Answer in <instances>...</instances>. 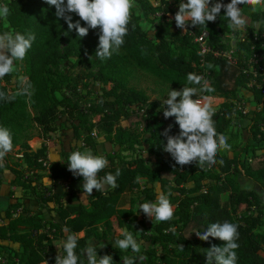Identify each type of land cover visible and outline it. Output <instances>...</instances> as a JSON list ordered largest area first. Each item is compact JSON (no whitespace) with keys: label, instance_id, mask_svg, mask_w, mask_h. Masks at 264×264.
<instances>
[{"label":"trees","instance_id":"obj_1","mask_svg":"<svg viewBox=\"0 0 264 264\" xmlns=\"http://www.w3.org/2000/svg\"><path fill=\"white\" fill-rule=\"evenodd\" d=\"M255 1L0 0V37L25 77L11 90L0 79V264H93L85 252L97 264H264V75L250 86L249 72L253 53L264 54V5ZM189 11L185 33L167 21ZM238 14L249 23L234 64L201 57L189 31L225 51ZM137 73L173 97L151 101ZM240 88L251 93L245 114ZM204 97L224 101L201 113ZM238 114L247 124L236 150L222 136ZM14 147L21 159L10 161Z\"/></svg>","mask_w":264,"mask_h":264},{"label":"rangeland","instance_id":"obj_2","mask_svg":"<svg viewBox=\"0 0 264 264\" xmlns=\"http://www.w3.org/2000/svg\"><path fill=\"white\" fill-rule=\"evenodd\" d=\"M152 1L158 2V0H152ZM168 1L170 3H173V0H168ZM263 5H264V0H256L253 3V7L257 10L261 9L263 7ZM153 17H154L153 20L155 21L156 24H158V25L162 24V14L161 13H158ZM184 17L188 18L189 15L184 16ZM167 21H168V19H167ZM247 21H249V19L244 14H238L234 18L232 25H231L232 33L221 36L222 40L226 41L230 48L232 45L233 46L235 45L236 38L240 32V30H239L240 26L244 25ZM170 26H171V28L175 27L172 23L170 24ZM241 30H243V29H241ZM0 61L4 62V63L7 62L9 65L10 72H11V78H10L9 82L6 83L4 81V78H3V71H0V79L2 80V83L6 84L8 90L13 89L18 81L21 84L24 82L25 77H23L22 65L19 63H16L15 60H13L8 55V52H7L6 46H5L4 37H0ZM132 82L138 88L144 90L149 95L151 101H156L159 104L164 103L165 101H168L171 97H173L172 93H170L169 89L165 85L161 84L155 78H153L147 74L137 73ZM92 88L95 91H100L101 86L98 83H93ZM249 95H251V93L248 89L240 88L238 91L237 99L234 100V103L236 105L241 104L244 107H246V109H249L252 105ZM223 101H224L223 98L204 97V98L197 99L196 105L199 107L201 113L209 114L212 111L216 110L219 107L220 103ZM246 124H247V119L245 117L241 116L240 114L236 115L235 123L231 127V132L229 134L222 136V139L227 141V145H229V147L234 145L236 150H238L240 147H242V144L246 140V133L244 130V127ZM122 125H124V126L127 125L126 121H123ZM52 135L55 137L57 135V133H54ZM98 141H100L102 144L101 150L103 152H111V151L115 150V147L113 145L111 146V145L107 144L104 146L105 143L103 141V138H99ZM229 147H227L226 150L228 151V154L231 155L232 151L229 149ZM138 153H140V152H137L136 154H138ZM140 154L143 157H145L146 159L148 158V156L146 154H144L142 152ZM20 159H21V151L18 149V147H14L9 152V160L10 161H17ZM149 161L153 163V162H155V159L152 157V158H149ZM43 179H42V181H43ZM241 183L244 186H251V184H252L250 181L246 180L245 178H241ZM11 189L15 192L16 195H21V190L19 188L12 187ZM155 189L158 193V198L160 199L161 194H160L158 185H156ZM225 198H226V195L223 196V199H225ZM261 206H262L263 211H264V195H262V205ZM261 230L264 231V212H263ZM122 232L125 235H128V233L125 229H123ZM78 235L81 236L82 233H79ZM5 245H8V244H5ZM15 245L16 246H14V248L17 247V244H15ZM145 245H146V243H145ZM11 247H13V246H11ZM138 257H139V259H141L140 256H138ZM85 258L88 262H91L93 264H97V259L99 258V256H98L97 252H93V253L85 252ZM60 263L64 264V261L62 259H60L57 262V264H60ZM42 264H47V263H42ZM136 264H139V263H136Z\"/></svg>","mask_w":264,"mask_h":264},{"label":"built area","instance_id":"obj_3","mask_svg":"<svg viewBox=\"0 0 264 264\" xmlns=\"http://www.w3.org/2000/svg\"><path fill=\"white\" fill-rule=\"evenodd\" d=\"M167 19L172 21L173 23L179 24L180 29L183 33L187 32V26L185 24V20L180 19L178 15L175 13H168L167 14ZM189 35L193 36V40L195 43L198 45V52L200 53L201 57L204 56L205 53H211L215 57H224L228 60L230 64H234L235 60L233 58V52L235 51V45L231 46V48L228 45V49L225 51H221L218 49H212L207 43L208 39V32L207 31H201L199 34H195L192 31H189ZM262 72L264 75V54L260 53H253L251 58L249 59V72L252 74L250 86L253 85L254 83V78L257 76L258 72ZM237 109L240 110L243 114H245L248 109L244 107L241 104L236 105ZM0 262H4V257L0 256Z\"/></svg>","mask_w":264,"mask_h":264},{"label":"crops","instance_id":"obj_4","mask_svg":"<svg viewBox=\"0 0 264 264\" xmlns=\"http://www.w3.org/2000/svg\"><path fill=\"white\" fill-rule=\"evenodd\" d=\"M187 15H189V17L188 18H185L184 16H187ZM179 17H180V19H182V20H189V18L191 19L192 17H193V14H192V12H186V13H184V14H181V15H178ZM185 18V19H184ZM246 23H249V21H247ZM245 23V24H246ZM249 97L251 98V95H249ZM105 144H104V146L105 145H111L112 146V144L111 143H109V142H104ZM47 157H48V159L49 160H51V161H53V160H58L59 159V155H58V153L56 152V150H55V148L54 147H51V148H49L48 149V151H47ZM43 183L44 184H46V185H50L51 184V179L49 178V177H45L44 179H43ZM2 214H0V223L1 222H3V219H2ZM1 243H3V244H10L11 246H13V248H14V246H16L15 245V243H9L8 241H1ZM18 248V245H17V247H15V249H17Z\"/></svg>","mask_w":264,"mask_h":264}]
</instances>
